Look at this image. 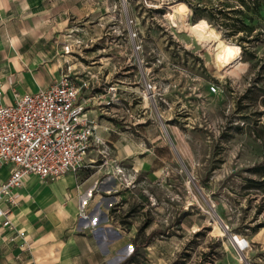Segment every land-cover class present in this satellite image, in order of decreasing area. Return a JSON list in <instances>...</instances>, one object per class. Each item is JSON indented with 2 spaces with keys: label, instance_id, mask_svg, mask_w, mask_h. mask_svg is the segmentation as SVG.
<instances>
[{
  "label": "rangeland",
  "instance_id": "rangeland-1",
  "mask_svg": "<svg viewBox=\"0 0 264 264\" xmlns=\"http://www.w3.org/2000/svg\"><path fill=\"white\" fill-rule=\"evenodd\" d=\"M85 1L91 34L68 39L76 82L90 81L82 95L107 92L132 154L163 162L158 188L122 169L118 220L137 227L149 264H264V7L239 12L249 26L231 35L199 13L239 0ZM202 19L239 48L244 69L215 63L184 25ZM245 34L248 52L234 41Z\"/></svg>",
  "mask_w": 264,
  "mask_h": 264
},
{
  "label": "crops",
  "instance_id": "crops-1",
  "mask_svg": "<svg viewBox=\"0 0 264 264\" xmlns=\"http://www.w3.org/2000/svg\"><path fill=\"white\" fill-rule=\"evenodd\" d=\"M86 3L0 0L4 102H13L17 93L49 87L68 67L75 80L77 71L64 45L70 34H91ZM82 89L79 99L86 103L87 116L101 142L93 143L87 156L89 166L78 174L67 172L46 180L30 174L13 191L17 204L0 202L11 211L16 228L25 231L19 236L8 228L0 230V264H149L148 243H141L137 227L121 223L115 215L118 210L112 207L127 199L119 168L126 174L132 165L143 172L147 185L158 188L165 179L163 162L132 154L135 142L127 138L128 130L121 128L124 124L111 119L112 108L105 104L108 93L82 95ZM11 169L9 163L0 164V184Z\"/></svg>",
  "mask_w": 264,
  "mask_h": 264
},
{
  "label": "built area",
  "instance_id": "built-area-1",
  "mask_svg": "<svg viewBox=\"0 0 264 264\" xmlns=\"http://www.w3.org/2000/svg\"><path fill=\"white\" fill-rule=\"evenodd\" d=\"M65 53L70 45H64ZM151 88L149 82H145ZM89 80L76 84L70 67L61 78L49 87L36 92L16 94L13 102H4L0 90V164L9 163L11 173L0 184V202L17 204L14 189L22 186L30 174L40 178L55 179L67 172L78 174L89 166L88 153L94 142V125L87 116L86 103L79 99L82 88L89 87ZM217 90L216 85L211 86ZM118 172L129 185L122 168ZM8 228L24 236L17 229L11 211L0 205V230Z\"/></svg>",
  "mask_w": 264,
  "mask_h": 264
},
{
  "label": "bare ground",
  "instance_id": "bare-ground-1",
  "mask_svg": "<svg viewBox=\"0 0 264 264\" xmlns=\"http://www.w3.org/2000/svg\"><path fill=\"white\" fill-rule=\"evenodd\" d=\"M187 8L188 5L185 2L179 1L177 3V10L180 14L186 12ZM184 25L189 32L195 34L198 42L213 53L215 63L222 64L226 71L238 73L245 68L244 62L237 52L239 48L233 45H226L224 42L216 40L214 28L207 21L203 19L194 23L185 21ZM234 242L238 244V240H234Z\"/></svg>",
  "mask_w": 264,
  "mask_h": 264
},
{
  "label": "trees",
  "instance_id": "trees-1",
  "mask_svg": "<svg viewBox=\"0 0 264 264\" xmlns=\"http://www.w3.org/2000/svg\"><path fill=\"white\" fill-rule=\"evenodd\" d=\"M241 2L242 7L238 8H217L214 9H206L200 11V16L208 18L210 21L219 25L221 28L228 30V34H235L236 31L242 30L249 25L245 21L242 16H239L238 13H243L245 9H256L259 10L262 6L264 7V0H239ZM196 9H201L200 5L196 6ZM234 41H237L238 44L248 52V45L245 43L251 42V37L249 35H239ZM254 56V53L251 54ZM264 90V89H263ZM264 93V92H263ZM264 103V99H263ZM135 253V251H134Z\"/></svg>",
  "mask_w": 264,
  "mask_h": 264
}]
</instances>
